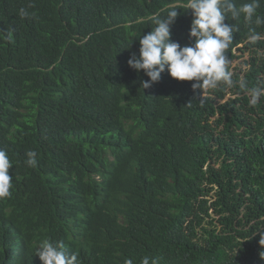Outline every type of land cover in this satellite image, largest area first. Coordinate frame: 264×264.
Instances as JSON below:
<instances>
[{
  "label": "trees",
  "instance_id": "trees-1",
  "mask_svg": "<svg viewBox=\"0 0 264 264\" xmlns=\"http://www.w3.org/2000/svg\"><path fill=\"white\" fill-rule=\"evenodd\" d=\"M172 8L171 39L188 45L187 0H0V148L14 180L0 264H42L45 238L81 264H264V95L251 105L238 83L193 90L167 70L143 89L149 77L127 64L150 17ZM225 23L238 26L233 81L264 89V25Z\"/></svg>",
  "mask_w": 264,
  "mask_h": 264
},
{
  "label": "clouds",
  "instance_id": "clouds-1",
  "mask_svg": "<svg viewBox=\"0 0 264 264\" xmlns=\"http://www.w3.org/2000/svg\"><path fill=\"white\" fill-rule=\"evenodd\" d=\"M261 0L237 5L233 0H187V9L192 10V22L189 31L190 44L181 46L171 39V26L178 16V9L172 8L166 17L159 15L150 17L155 27L139 38V55L131 53L127 64L132 69L149 77L141 81L143 89L151 87L167 70L171 78L178 81H194L191 87L196 89H216L221 83L232 86L238 83L240 89H247L250 93L249 103L256 105L264 89H248L244 79L234 82L232 71L229 70V59L226 51L233 42V33L238 31L235 24H226L225 20H238L243 16L244 21L251 25H264V16L257 14ZM34 5L30 4L29 7ZM22 18L34 17L26 8L19 10ZM5 38L11 42L14 39L12 30H7ZM260 34L254 28H249L248 40L255 43ZM25 163L29 167L37 166V152H26ZM13 164L8 153L0 148V198L10 197L13 187V177L9 174ZM260 244H264V233L261 234ZM262 254L260 253L261 257ZM35 255L42 264H81L78 253L68 254L62 243H53L45 238L37 246ZM125 264H133L131 259ZM140 264H159L157 258L144 256Z\"/></svg>",
  "mask_w": 264,
  "mask_h": 264
},
{
  "label": "rangeland",
  "instance_id": "rangeland-1",
  "mask_svg": "<svg viewBox=\"0 0 264 264\" xmlns=\"http://www.w3.org/2000/svg\"><path fill=\"white\" fill-rule=\"evenodd\" d=\"M234 52L236 53V54H238L239 52H237L236 50H234ZM246 59H248V54L247 53H244V56H243V58H238V59H236V60H234L233 62H232V64H231V67H234V66H237L238 67V69H240V70H243L244 68H245V64H243V61L244 60H246ZM239 66H242L241 68H239ZM228 97H233L230 93H228L227 95H226V99L228 98ZM218 164H216V166H217ZM99 180V176H97L96 174H94V176H93V181H95V182H97ZM219 227V226H218Z\"/></svg>",
  "mask_w": 264,
  "mask_h": 264
}]
</instances>
